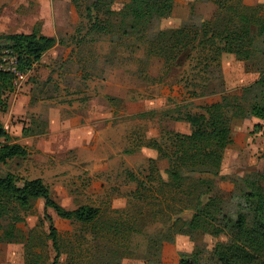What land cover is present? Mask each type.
Returning <instances> with one entry per match:
<instances>
[{
	"label": "rangeland",
	"instance_id": "374dc122",
	"mask_svg": "<svg viewBox=\"0 0 264 264\" xmlns=\"http://www.w3.org/2000/svg\"><path fill=\"white\" fill-rule=\"evenodd\" d=\"M92 1L0 0V33L37 29L60 40L25 71L27 78L18 90L16 99L30 92L31 104L40 102L38 108L30 110L17 100L8 111L14 128L27 123L46 132L28 145V157L1 163L0 175L13 173L18 184L42 177L53 198L65 207L101 208L97 227L72 223L47 209L64 244L59 264H179L183 254L198 249L205 264H217L213 249L219 242H230L229 235L176 233L192 210L183 211V195L168 185V169L176 164L175 158L161 156L153 141L172 154L170 132L192 129L189 121L172 117L201 112V103L220 98L213 93L219 87L239 93L257 80L264 71L262 37L254 29L250 60L225 53L220 67L213 63L203 71L197 66L201 54L194 51L181 66L175 61L169 69L163 58L149 54L147 38L122 35L117 27L107 33L91 30L86 8ZM228 1L264 5V0ZM123 5L113 3V13H102L100 19L119 22ZM218 11L213 0H176L173 14L156 20L149 34L200 25ZM192 91L207 95L196 97ZM254 94H249L251 99ZM232 130L234 142L226 150L211 193L229 200L230 211L235 202L230 200L232 192L247 189L242 179L264 172V118L238 119ZM259 184L264 187V179ZM44 212V201H35L22 212L25 222L19 223V231L24 236L36 228L37 250L46 264H53L55 252L46 239L49 222ZM115 221L133 227V232L113 234L108 225ZM0 264H25L23 241L0 243Z\"/></svg>",
	"mask_w": 264,
	"mask_h": 264
},
{
	"label": "trees",
	"instance_id": "16d2710c",
	"mask_svg": "<svg viewBox=\"0 0 264 264\" xmlns=\"http://www.w3.org/2000/svg\"><path fill=\"white\" fill-rule=\"evenodd\" d=\"M78 4V0H73ZM123 1L121 19L115 23L100 19V14H112L110 6ZM176 0H93L87 6V17L91 21V30L111 32L114 27L122 35L138 34L150 42L149 54L164 59V66L169 68L177 61L181 66L192 52L201 56L198 70L207 71L216 63L221 66V57L225 53L234 54L239 60H250L255 52V33L262 37L264 56V5H244L228 0H213L219 11L210 21L200 25L184 24L176 28L152 30L156 20L173 14ZM149 34V37L146 34ZM60 40L37 29L31 32L0 33V51L11 50L18 57L19 68L27 71L39 62L43 55ZM223 84V83H222ZM15 91L14 75L0 70V110L8 108V98ZM255 92L251 99L249 94ZM196 97L207 94L196 93ZM221 96L218 100L200 104L201 112L172 117L187 120L192 129L189 133L170 132L169 139L174 142L172 154L160 147L154 140L161 156L175 158L176 164L168 169L171 179L169 186L177 188L183 195L186 206L183 211L192 210L189 220L176 233H186L191 237L197 232L218 236L227 234L230 242H219L213 252L217 264H264V187L259 180L264 179V172L255 176L244 177L246 190L236 194L232 192L231 201L234 211L228 210L229 200L211 195L219 175L226 150L234 142L232 123L238 119L252 116L264 118V71L252 84L244 86L242 92L226 93L224 89L214 91ZM209 94V93H208ZM45 125H47L45 123ZM32 126V125H31ZM45 129L34 130L24 127L25 135L44 133ZM0 164L30 154L26 145L13 140V137L0 124ZM195 174V175H193ZM13 173L0 175V243L23 241L25 264H46L37 250L38 231L30 229L24 236L19 231V223L25 222L22 212L29 211L34 202L44 201V219L49 222L46 239L55 252L53 264H59L64 252L61 232L54 223L48 208L55 211L61 219L83 226L97 227L101 219V208L92 204H81L67 208L53 198L49 185L42 177L17 183ZM142 185V183L140 182ZM206 198V200H205ZM7 218V223L4 220ZM177 221L171 226L176 227ZM108 230L120 236L130 235L134 228L123 227L117 221L109 223ZM38 235V236H37ZM23 237V238H22ZM42 242L45 239L41 237ZM40 241V240H39ZM78 263V262H77ZM179 264H205L200 250L183 254Z\"/></svg>",
	"mask_w": 264,
	"mask_h": 264
},
{
	"label": "crops",
	"instance_id": "0c3cea01",
	"mask_svg": "<svg viewBox=\"0 0 264 264\" xmlns=\"http://www.w3.org/2000/svg\"><path fill=\"white\" fill-rule=\"evenodd\" d=\"M51 36V35H50ZM58 45V44H57ZM55 47V46H54ZM53 47V48H54ZM51 50V49H50ZM49 51V50H48ZM47 51V52H48ZM44 56V55H43ZM43 58V57H42ZM42 60V59H41ZM40 60V61H41ZM21 88V87H20ZM19 88V89H20ZM29 88V87H28ZM19 89H16L12 94H10L9 98H8V108L3 111V110H0V120L3 122L0 121V124L6 129V131L13 137V140L16 141V142H19L23 145H26L28 147L29 144H32L34 143V141L36 140L37 137L40 136V134L38 133H31V134H27L25 135L23 133V129L24 127H29L30 124H22L19 126V124L14 128L13 125H11L9 122H10V119H9V107H10V104L12 106V104L14 102H16L17 100L18 101H21V103L24 105L23 107H28V109L30 110H36L38 108V104L40 102H37L35 104H31V100H32V96L30 95V92H24L23 94H21L19 96V98L16 99V97H18V90ZM15 93V94H14ZM14 94V95H13ZM12 95L14 96V98H12ZM15 106V104L13 105ZM6 115V116H4ZM1 141H4V138H0ZM41 145L40 141H39V144L38 146Z\"/></svg>",
	"mask_w": 264,
	"mask_h": 264
},
{
	"label": "built area",
	"instance_id": "2783aa9c",
	"mask_svg": "<svg viewBox=\"0 0 264 264\" xmlns=\"http://www.w3.org/2000/svg\"><path fill=\"white\" fill-rule=\"evenodd\" d=\"M0 70L14 75L15 90L19 89L27 78L26 73L19 68L17 55L9 49L0 51Z\"/></svg>",
	"mask_w": 264,
	"mask_h": 264
}]
</instances>
